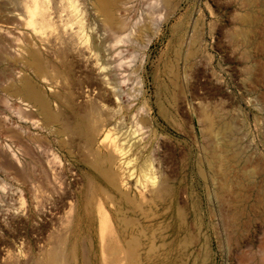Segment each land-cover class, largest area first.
I'll return each instance as SVG.
<instances>
[{"label":"rangeland","instance_id":"1","mask_svg":"<svg viewBox=\"0 0 264 264\" xmlns=\"http://www.w3.org/2000/svg\"><path fill=\"white\" fill-rule=\"evenodd\" d=\"M165 1L114 0L109 19L93 0H0V264H52L60 243L77 255L64 249L62 264H85L73 226L89 151L78 134L54 132L82 116L104 118L109 141L118 126L134 131L128 165H113L125 188L149 197L169 178L166 204L152 205L151 221L138 216L169 223L152 244L172 248L168 264H264V0Z\"/></svg>","mask_w":264,"mask_h":264},{"label":"bare ground","instance_id":"2","mask_svg":"<svg viewBox=\"0 0 264 264\" xmlns=\"http://www.w3.org/2000/svg\"><path fill=\"white\" fill-rule=\"evenodd\" d=\"M165 2L169 3L171 0H166ZM37 4L38 2L36 1L35 7H38ZM93 4L95 8L102 12L107 18H112L114 0H93ZM38 12L40 13L39 22L47 23L43 11L38 10ZM42 25L45 27L44 24ZM48 25L47 23L46 26ZM34 64L39 68L41 63L38 62L37 59H34ZM23 92L37 105L46 121L52 123L56 121L53 115L54 113L51 112L49 102L34 84L25 81ZM159 110L161 115L166 116L163 107H160ZM99 116H101L100 113ZM82 118H77L73 124L71 122V126L56 125L54 132L57 136L69 134L71 132L76 133V136L78 134L87 146L86 148L83 143V147L85 146V148L88 149L87 151H89V155L88 152H86V156H89V158L86 159L84 157V159H86L85 166L93 177L91 176L89 178L90 180L87 181L88 187L83 194V202L74 219L73 226L75 237L85 240L87 258L83 259L84 263L143 264L144 262L149 263L152 261H157L158 264L170 263L173 258L172 248L170 246H166L165 243H160L159 247L163 248L160 249L161 252L159 251V253H157L152 250V244L154 242L153 234L166 230L167 227H169V223H160V225H155L156 227H153L152 224L141 225L138 219V216L141 215L146 221H151L153 214L156 213L152 205L159 203L166 204L171 192L169 178H165L156 184V187L153 188L154 190H151L152 193L149 197L143 194V191L139 193L134 191L133 193L132 187L131 189L130 187H126V189L125 186L128 184L125 180L126 177H121V173H118V171L116 172L114 169L116 165L114 168L113 165L118 163L119 168H126L125 165H128L130 160L126 161L124 159L125 147L123 145L125 142H127L129 146L134 144L130 142L135 138L133 136L134 131L130 126H118V129L112 133L114 134L113 139L109 141L107 138H110L109 133L111 129L105 131L106 129H104L103 123H99V119L103 121L105 120L104 118H94V122L95 120L98 121L96 124L92 123L93 121L88 122L85 118V120ZM88 120L92 119L90 118ZM210 123L212 122L210 121ZM211 128L212 127L209 129ZM103 132H105V134ZM103 134L104 136L102 137ZM135 146H137V144H135ZM140 146L141 145H138V147ZM141 148H143V146ZM143 165L144 176L153 179L150 173V164ZM132 173L133 172L129 175L131 176ZM97 179L101 180L103 184H98L95 181ZM97 219L98 221L96 222ZM176 219L178 227L180 229H185L186 224L183 214L177 212ZM192 240L193 235L188 234L184 239L175 242L179 255H183L186 248L191 245ZM141 248H145L143 257H140L139 251ZM64 249L69 257L68 261L76 260L77 255L74 244L66 247V244L63 245L60 243L51 253L50 262L52 264H62L65 261L62 254ZM179 255L177 256V260L182 262L183 257Z\"/></svg>","mask_w":264,"mask_h":264}]
</instances>
